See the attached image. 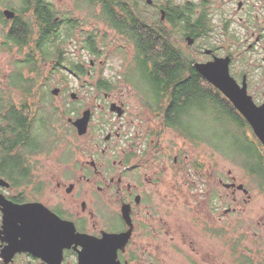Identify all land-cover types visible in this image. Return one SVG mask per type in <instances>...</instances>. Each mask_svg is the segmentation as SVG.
<instances>
[{
	"label": "flooded vegetation",
	"instance_id": "af4514ba",
	"mask_svg": "<svg viewBox=\"0 0 264 264\" xmlns=\"http://www.w3.org/2000/svg\"><path fill=\"white\" fill-rule=\"evenodd\" d=\"M150 1L147 4L153 8V15L158 13V20L171 31L165 8L175 4ZM179 6H187L184 41L193 68L195 63L227 60L229 75L237 87L244 88L256 108H264V0H187ZM131 9L143 18V6ZM86 39L89 40H85L84 46L96 41L93 34ZM171 40L176 44L173 36ZM23 74L34 80V84L30 82V92L25 93L27 86L9 88L11 93L17 90L27 99L26 103H18L11 98L10 107L13 118L19 115L29 126L18 127L9 134L11 142L16 141V133L25 137L19 136L8 153V179L0 167V179L4 182L0 184V264H96L104 257L95 255V244L107 234L120 235L122 241L115 248L114 259L110 255V261L104 264H187V230L174 226L171 214L175 200L180 204L182 197L187 217V149L183 144L186 152L180 144L175 146L176 138L185 137L166 126L165 112L152 111L143 100L134 118L140 117L144 107L147 115L161 118L160 126L149 123L144 131L143 124L147 122L143 121L128 136L129 127L120 122L127 119L128 110L110 94L109 80L95 81V99L102 102L79 113L81 100L75 92H68V88L61 93L58 88L48 92L47 77L39 72ZM49 95L51 99L59 95L63 100L68 96L70 102L53 106L47 101ZM31 96L33 102L29 101ZM232 108L237 122L245 127L247 140L260 143L251 124L233 105ZM49 109L60 116L59 124L56 123L59 127L52 126L55 146L49 151L38 145L29 148L32 138L45 139L42 134ZM85 112L86 131L79 134L73 123ZM33 121L41 122L31 125ZM166 131L172 132L173 137L165 138ZM42 161L44 168L50 165L51 169L41 174ZM222 179L218 176L221 187L231 190L232 195L246 192L244 186L223 183ZM217 187L210 191L219 194ZM161 198L167 199L166 209H171L170 213L159 211ZM206 207L210 215L218 209L212 211L209 204Z\"/></svg>",
	"mask_w": 264,
	"mask_h": 264
},
{
	"label": "rangeland",
	"instance_id": "374dc122",
	"mask_svg": "<svg viewBox=\"0 0 264 264\" xmlns=\"http://www.w3.org/2000/svg\"><path fill=\"white\" fill-rule=\"evenodd\" d=\"M48 1L53 5L58 17H67L76 22L71 38L60 46L61 52L57 60L63 64L67 61L78 63L86 73H79V75L71 73L68 66H65L66 68L58 66L50 71V67L55 63L47 62L41 66V70H38L42 77L48 78L47 82L45 80L47 91L58 88L61 93L68 88L70 89L68 92H75L81 100L77 109V112L81 113L85 107L92 104L95 106L102 102L99 98L95 99L92 89L95 81L98 78L109 80L110 94L114 99L119 98L128 110L127 119L120 121L129 127L128 136L130 133L134 134V130L138 129L139 123L143 121L147 122L143 124L144 131L147 126L151 125L149 123L159 127L161 118L156 115H147L148 110L144 107L140 117L136 119L133 116L140 112V105L145 100L143 78L138 71L133 69L135 68L133 44L124 35L112 29L105 22L103 23L96 16L95 11H98V8L94 10L91 7H85L83 0ZM146 1L137 0L139 6L145 4ZM167 1L175 5H183L187 0H154V3L164 5ZM11 2L14 7H20L19 0H0V10L5 8L1 4L9 5ZM143 9L146 22L153 23L152 16L155 13L153 8L148 5ZM156 14L159 17L158 13ZM7 30L8 27L0 23V40ZM90 34L96 38L98 55L91 53L86 49V45L84 46ZM174 35L176 46L187 54L184 38L183 40L179 38L180 35L177 32H174ZM24 50L26 51L27 48ZM22 57L23 54L20 53L19 48L3 50L0 45V87L4 88V91H7L5 90L6 80L14 68L13 63ZM129 70L131 75L128 73ZM9 93L13 101L27 102V99H23L17 90H13L12 93L9 90ZM29 101H34L33 96ZM63 101L70 102V99L67 96L66 100H63V97L58 95L53 96L50 103L61 107ZM98 118L99 116L94 120V124H97ZM118 124L119 122H116L115 126ZM54 125L59 127L56 123ZM202 128L205 134L217 133V128L207 121L203 122ZM218 133H220L219 130ZM173 135L170 131L164 133L165 138L173 137ZM148 140L149 137L146 141ZM174 141L176 147L180 144L182 151H187V217L182 197L180 204L176 203L177 199L175 200L174 212L166 209L167 199L162 200L161 198L158 202L163 206V208L160 206L159 211L164 209L165 212L169 211L173 214L172 224L174 226L180 230H187V264H245L248 259L252 264H264V193L257 185L255 178L246 174L221 152L211 148L208 143H192L185 138H176ZM182 144L185 145L186 151L183 150ZM40 169L42 174L50 171L51 167L48 165L44 168L42 161ZM229 172H231L230 175H228ZM218 176L223 177V183L234 182L237 186H244L246 192L239 191L232 195L231 190L221 187ZM213 186H218L219 194L216 193L219 196L218 199L214 191H210ZM206 204L210 205L212 211L216 207L218 209L210 215ZM216 230L220 234H216ZM177 258L175 259L179 262H184L182 258Z\"/></svg>",
	"mask_w": 264,
	"mask_h": 264
},
{
	"label": "trees",
	"instance_id": "16d2710c",
	"mask_svg": "<svg viewBox=\"0 0 264 264\" xmlns=\"http://www.w3.org/2000/svg\"><path fill=\"white\" fill-rule=\"evenodd\" d=\"M19 1V8L14 7L12 2L9 5L1 4L5 7L3 10L9 9L15 13L12 19H7L3 10H0V23L8 27L0 40L1 49L11 50L17 47L23 54L22 58L13 63L14 68L7 78L5 89L7 91L0 87V133L3 134L0 142V167L7 179L8 153L17 144L19 136L25 137L16 133V141L11 142L9 134L12 131L16 132L15 129L18 127L25 129L29 126L25 118L22 119L19 115L13 118L9 88L25 89L27 86L25 93L30 92V86H33L30 82L34 84V80L25 77L23 73L39 72L42 65L57 59L61 52L60 46L71 38L76 26L74 20L58 17L48 0ZM83 3L85 7L94 10L98 8L99 12L95 11L96 16L133 44L135 48L133 69L143 78L144 99L149 109L163 110L166 126L178 135L192 143H208L211 148L221 152L246 174L257 177L259 188L264 193V151L261 144L247 140L244 134L245 127L237 122L238 118L233 113L231 103L216 88L206 83L193 68L192 62L187 59V54L171 40L172 36L175 37L174 32H177L182 40L187 36V6L176 7L171 4L165 8L167 21L172 26L170 31L164 28L157 14L152 16L154 22L151 24L146 22L144 16L140 18L137 11L131 9L139 6L137 0H83ZM142 6L146 8L147 1ZM86 49L93 54H99L94 42H88ZM58 66L62 68L68 66L69 70L78 75L86 73L80 64L71 61H67L66 64L59 61L50 67V71ZM128 73L131 75L130 70ZM51 96L49 95L47 99L49 103ZM53 113L51 109L47 111V124L42 134L45 139L35 141L33 136L28 137L33 139L32 143H29L28 139L25 140L29 143V148L38 145L43 150L49 151L55 146V141L51 139L52 126L60 120V116ZM66 113L68 114L69 110ZM204 121L215 126L217 133L205 134L202 128ZM33 122L31 125L35 122L37 125L41 121ZM247 261L251 264L249 260Z\"/></svg>",
	"mask_w": 264,
	"mask_h": 264
},
{
	"label": "water",
	"instance_id": "95a60500",
	"mask_svg": "<svg viewBox=\"0 0 264 264\" xmlns=\"http://www.w3.org/2000/svg\"><path fill=\"white\" fill-rule=\"evenodd\" d=\"M147 1L148 3L151 2L150 0ZM3 14L7 19H12L15 16V13L9 9L3 10ZM194 68L206 82L219 90L228 101L241 112L251 124L252 130L260 143L264 146V108H256L250 97L245 93L244 88L239 89L237 87L235 81L229 75L228 61L225 59H215L212 62L195 63ZM54 92L56 93V90ZM87 114L88 112H85L82 118L73 123L74 126L78 128L79 134H83L86 131L88 122ZM3 183L4 182L0 179V184ZM28 229L29 224H27V230ZM121 241L122 237L120 235L112 234H107L101 240H98L95 244V255L97 257H104V259L97 260L96 264L109 262L110 255L111 258L114 259L115 248L119 246ZM107 257L108 260H106Z\"/></svg>",
	"mask_w": 264,
	"mask_h": 264
}]
</instances>
